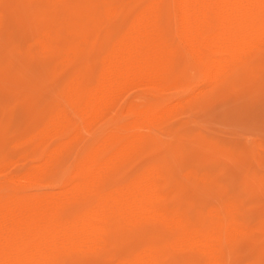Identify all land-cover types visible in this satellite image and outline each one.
<instances>
[{
	"label": "rangeland",
	"instance_id": "obj_1",
	"mask_svg": "<svg viewBox=\"0 0 264 264\" xmlns=\"http://www.w3.org/2000/svg\"><path fill=\"white\" fill-rule=\"evenodd\" d=\"M152 2L0 0V171L12 178L1 174L0 182L24 197L60 200L70 219L92 213L99 196L129 198L142 183L158 185L167 219L136 210L91 242L54 245L48 264H210L183 226L208 232L219 225L222 261L264 264V35L226 73L205 81L180 38L173 0H160L167 78L128 82L96 116L68 128L59 123L62 113L73 116L76 86L98 88L105 58ZM51 34L62 43H48ZM145 111L153 120L135 127ZM129 132L135 140L116 152V136ZM97 150L105 171L80 186L78 167Z\"/></svg>",
	"mask_w": 264,
	"mask_h": 264
},
{
	"label": "bare ground",
	"instance_id": "obj_2",
	"mask_svg": "<svg viewBox=\"0 0 264 264\" xmlns=\"http://www.w3.org/2000/svg\"><path fill=\"white\" fill-rule=\"evenodd\" d=\"M159 1L154 0L141 9V13L131 22L123 39L105 58L104 75L98 88L76 86L68 104L73 116L68 114L70 112H64L60 116L59 123L61 121L64 128L84 117L96 116L106 101L117 96L128 82L150 80L161 83L167 78L169 71L158 48L161 39L158 40L157 36L156 5ZM173 2L178 16L180 38L183 43L190 45L205 81L226 73L231 65L245 56L253 47V43H258L264 35V0H173ZM78 27L77 30L83 32L82 27ZM45 40L48 43H62L55 34L49 35ZM83 101L84 108L80 111L77 107ZM152 120L150 112H141L138 114L135 127H143ZM130 132L116 136L114 144L111 145L117 146L116 152H122L133 143L136 137ZM102 153L101 150L90 152L86 156L85 166L78 167L80 186L91 183L98 178L99 173L105 171V164L100 162ZM46 172V169L41 170V173ZM1 174L4 178L12 180L6 177L5 169L0 171ZM29 174L38 175L33 171ZM157 186L153 184L151 187L149 184L148 187V184L142 183L138 188L135 187L137 190L133 191L129 198L121 196L120 199L118 196L119 199L112 200L105 195L99 196L96 198L92 213L70 219L65 215V204L60 200L24 197L20 195L19 188L9 187L6 182H0V264H48L54 245L91 242L99 236H104L111 222L136 210L147 211L153 218L165 220L170 213L158 206ZM183 229L185 237L196 243L200 251L210 257V264H226L222 261L220 251L223 239L220 225L208 232H199L186 226H183ZM96 247L97 244L94 248ZM133 264L155 263L148 259L138 260Z\"/></svg>",
	"mask_w": 264,
	"mask_h": 264
}]
</instances>
